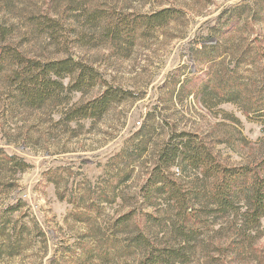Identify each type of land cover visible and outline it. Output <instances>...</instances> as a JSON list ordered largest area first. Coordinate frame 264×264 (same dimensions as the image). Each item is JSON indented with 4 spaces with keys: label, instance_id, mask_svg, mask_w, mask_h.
<instances>
[{
    "label": "rangeland",
    "instance_id": "obj_1",
    "mask_svg": "<svg viewBox=\"0 0 264 264\" xmlns=\"http://www.w3.org/2000/svg\"><path fill=\"white\" fill-rule=\"evenodd\" d=\"M165 9L175 17L146 26ZM95 11L111 16L92 24ZM49 17L60 39L34 21ZM120 18L137 20L131 43L106 35ZM0 23L28 56L71 55L127 93L101 118L69 121L71 105L106 85L34 110L0 82V264H140L141 227L153 239L168 230L166 197L148 180L159 173L189 188L199 174L167 167L169 145L202 140L230 166L264 159V111H255L264 97V0H0ZM128 212L132 220L116 226ZM147 212L158 221L148 223ZM209 221L188 264H264V217L254 230L240 229V215Z\"/></svg>",
    "mask_w": 264,
    "mask_h": 264
},
{
    "label": "trees",
    "instance_id": "obj_2",
    "mask_svg": "<svg viewBox=\"0 0 264 264\" xmlns=\"http://www.w3.org/2000/svg\"><path fill=\"white\" fill-rule=\"evenodd\" d=\"M110 16L107 12L95 11L89 13L87 18L92 24H101ZM172 17H175L174 11L165 9L145 19V24L149 28L161 26ZM121 18L107 24L106 35L111 40L131 43L137 31V20ZM48 19L34 21L44 31L51 33V37L60 39L55 31L59 22L56 18ZM12 33V27L0 23V82L4 80L14 87L19 103L40 110L51 104L60 105L64 100L69 103L72 92L85 94L98 85H106L97 97L68 108L66 119L71 121L101 118L114 103L126 97V92L108 87L93 66L71 55L43 60L28 56L11 42ZM67 77L70 82L65 85L63 79ZM225 97L227 101H235L233 96ZM258 99L260 103L255 111H264V97L261 95ZM4 157L17 159L15 156ZM163 158L169 168L176 165L179 169L182 167L184 172V168L190 167L199 174L188 182L189 188H185L178 179L159 173L148 180V186L155 187L166 197L167 206L162 211L164 216L161 221L168 230L162 237L156 234L153 239L152 234L141 227L140 234L133 240L134 248L145 253L140 264L190 263L204 242L202 231L210 227V219L219 216L240 215V229L243 230L259 227L264 217V159L257 164L224 165L202 140L195 143L189 138L169 145L161 156ZM21 164L22 169L28 166ZM150 197L153 196L149 192L146 199L151 200ZM132 216V212L120 216L115 222L116 226L127 225ZM158 219V215L145 213V220L150 224ZM136 225L140 228L137 222ZM162 240L163 245H157ZM105 254L108 255V252Z\"/></svg>",
    "mask_w": 264,
    "mask_h": 264
}]
</instances>
